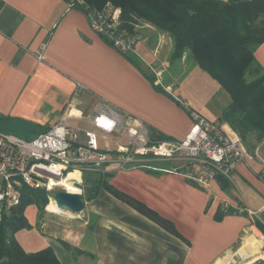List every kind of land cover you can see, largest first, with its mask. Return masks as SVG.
<instances>
[{
	"label": "crops",
	"instance_id": "1",
	"mask_svg": "<svg viewBox=\"0 0 264 264\" xmlns=\"http://www.w3.org/2000/svg\"><path fill=\"white\" fill-rule=\"evenodd\" d=\"M139 33L135 52L126 56L90 29L84 11L65 0H0V121L7 123L0 125V132L30 140L65 113L86 117L102 101L128 114L129 125L144 124L153 139H183L192 125L191 112L230 129L220 119L230 98L219 86L216 94L221 105L204 111L173 93L181 73L175 78L168 75L173 79L166 84L168 90L152 80L147 66L166 60L167 71L171 70V40L167 38L163 55L157 30L141 26ZM185 58L187 52L179 62L183 71ZM254 58L264 71V43ZM77 84L84 89L75 95ZM256 148L264 160V139ZM154 166L118 169L109 164L99 173L108 172V182L115 189L172 222L187 243L105 191L84 201L78 214L48 209L42 214L34 205L27 206L24 214L31 229L18 231L17 242L26 253L49 247L61 264L258 261L248 251L255 250L257 241L261 243L258 252L264 250V235L257 226L264 227V184L256 176L261 170L258 159L237 163L228 178L218 176L206 187L185 177L190 166L184 162L157 161ZM222 206L244 212L217 219Z\"/></svg>",
	"mask_w": 264,
	"mask_h": 264
},
{
	"label": "trees",
	"instance_id": "2",
	"mask_svg": "<svg viewBox=\"0 0 264 264\" xmlns=\"http://www.w3.org/2000/svg\"><path fill=\"white\" fill-rule=\"evenodd\" d=\"M65 1L85 13L100 11L110 2L121 9L119 27L127 33L139 35L135 26L137 22H145L168 34L172 42L170 59L179 61L187 52L189 58L229 96L230 102L220 119L237 133L246 149L253 152L264 139V71L254 58L255 50L264 43V0ZM74 175L78 176L77 173ZM109 177L108 172L83 173L82 201H90L100 191H105L170 235L186 242L172 222L115 189L109 184ZM51 196L52 192L23 185L17 205L1 206L0 264H61L51 248L26 253L15 238L18 231L31 229L24 214L26 207L34 205L38 211L45 212ZM243 212V209L222 206L216 218ZM257 226L264 235V227L259 223Z\"/></svg>",
	"mask_w": 264,
	"mask_h": 264
},
{
	"label": "built area",
	"instance_id": "3",
	"mask_svg": "<svg viewBox=\"0 0 264 264\" xmlns=\"http://www.w3.org/2000/svg\"><path fill=\"white\" fill-rule=\"evenodd\" d=\"M86 15L90 29L116 51L123 55L135 52L140 35L120 29L118 8L105 6ZM82 89L77 84L75 95ZM191 117L192 125L183 139L158 140L150 136L144 124L129 125L128 114L102 101L86 117L65 113L30 140L0 132V209L2 205L19 203L23 185L48 192L57 187L66 191L58 185L63 179L81 193L83 173L105 172L102 166L109 164H116L118 169L128 166L155 169L138 163L150 160L184 162L190 166L185 177L206 187L218 176L228 178L237 163L256 158L261 163L256 176L264 184V160L257 148L250 153L233 130L197 112H191ZM70 173H77L79 178L67 179Z\"/></svg>",
	"mask_w": 264,
	"mask_h": 264
},
{
	"label": "rangeland",
	"instance_id": "4",
	"mask_svg": "<svg viewBox=\"0 0 264 264\" xmlns=\"http://www.w3.org/2000/svg\"><path fill=\"white\" fill-rule=\"evenodd\" d=\"M105 6H112L115 7L112 3L107 2L102 9ZM118 8L120 11L121 9L119 7H115ZM141 26H148V27H152L151 25L145 23V22H137L135 29L137 30V32L139 33V28ZM153 29H155L154 27H152ZM157 30V29H155ZM158 31V30H157ZM159 32L158 35V43H159V52L163 53V55L166 52V49L168 47V41L167 38H170V36L166 33L163 32ZM140 35V33H139ZM140 40H141V35H140ZM171 40V38H170ZM172 44V42H171ZM172 52V45H171V50L169 53V59H170V55ZM145 56L147 55L148 57H150L149 54H146V52H144ZM188 56V54H187ZM132 57V56H131ZM183 58V57H182ZM188 58L184 59V67H187V69H185V71H183V68H181L179 66V61H172V67L170 68L171 70H168V62L166 60H161L158 61L156 64L151 65V66H147L146 69L148 70V73L151 75L152 80L158 84V86L163 87L164 89H169V86H166V84H170L172 82V78H170L168 75H171V77L175 78L178 77V75L181 73V76L178 78L177 83L175 85V87L173 88V86H171V88H173V93L177 96H181L182 99H185V103L188 104L189 106H191L193 108H200L203 109L204 111H212L214 106L219 107V105H221L220 103V98L218 97V95L216 94V88L218 87V84L212 80L206 73H204L193 61H191V59ZM135 60V59H134ZM171 60V59H170ZM183 71V73H182ZM220 103V104H219ZM7 123L4 121H0V125H6ZM8 134H14L13 132H8ZM157 161L155 160H150V161H140L138 163L140 164H145L148 165L152 168H154L155 163ZM77 178H79L77 176ZM1 181V180H0ZM1 184V183H0ZM71 188V186L67 185V189ZM63 190V188L61 187H57L55 189H53L52 192V196L50 197V199H53V195L55 192ZM78 193V192H77ZM50 203V201L48 200V204ZM47 204V205H48ZM47 205L45 206V210L47 209ZM49 211V210H48ZM44 212H42L43 214ZM57 213H60L57 212ZM62 214V213H60ZM68 214V213H67ZM258 260L261 259L259 257H257ZM258 262L256 264H260L259 261H255ZM254 262V263H255ZM264 262V261H262ZM246 263V262H244ZM253 263V264H254Z\"/></svg>",
	"mask_w": 264,
	"mask_h": 264
},
{
	"label": "water",
	"instance_id": "5",
	"mask_svg": "<svg viewBox=\"0 0 264 264\" xmlns=\"http://www.w3.org/2000/svg\"><path fill=\"white\" fill-rule=\"evenodd\" d=\"M53 201L60 212L78 214L84 209L80 193L60 190L54 193Z\"/></svg>",
	"mask_w": 264,
	"mask_h": 264
},
{
	"label": "bare ground",
	"instance_id": "6",
	"mask_svg": "<svg viewBox=\"0 0 264 264\" xmlns=\"http://www.w3.org/2000/svg\"><path fill=\"white\" fill-rule=\"evenodd\" d=\"M70 178L78 179V178L76 177V175H74V173H70V174L67 176V179H70ZM58 185L63 186L64 189H65L66 191H68V192H72V193H77V192H78V189H77L75 186H73L68 180H63V179H62V180L58 183ZM67 185H68V186H71L73 189L68 190V189H67ZM47 209L50 210V211H52V212H58V211H59V210L57 209L56 204H55V202L53 201V199H52V200L50 201V203L47 205ZM255 245H256L255 250H248V249H246V250H248V251L250 252V254H251V253H252V254H256L257 257H259V258H263V259H264V253H262L261 251H260V253L258 252V248H259V246L261 245V243L257 241V243H256ZM249 248H250V247H249ZM246 250H243V251H241L240 253H241L242 255H244L245 252H246ZM239 255H240V254H239ZM256 256H253L252 259H255ZM246 257H247V256H246ZM247 258H249V257H247ZM217 264H222V262L220 261V262H218Z\"/></svg>",
	"mask_w": 264,
	"mask_h": 264
}]
</instances>
